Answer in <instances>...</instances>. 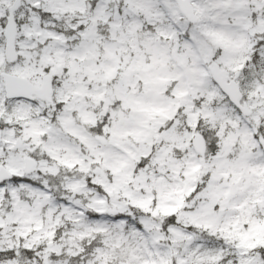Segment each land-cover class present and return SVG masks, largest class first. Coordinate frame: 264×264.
I'll return each instance as SVG.
<instances>
[{
    "label": "snow or ice",
    "instance_id": "6c2138e0",
    "mask_svg": "<svg viewBox=\"0 0 264 264\" xmlns=\"http://www.w3.org/2000/svg\"><path fill=\"white\" fill-rule=\"evenodd\" d=\"M0 264H264V0H0Z\"/></svg>",
    "mask_w": 264,
    "mask_h": 264
}]
</instances>
